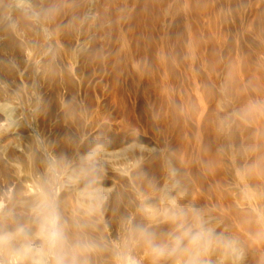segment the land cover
Instances as JSON below:
<instances>
[{"label": "bare ground", "instance_id": "bare-ground-1", "mask_svg": "<svg viewBox=\"0 0 264 264\" xmlns=\"http://www.w3.org/2000/svg\"><path fill=\"white\" fill-rule=\"evenodd\" d=\"M39 1V10H43L46 2ZM39 1L0 0V218L3 221L0 227L14 230L30 223L32 207L44 193L54 191L69 237L73 242L80 240L91 245L79 257L82 264L84 261L120 264L121 256L126 253L125 249H117L121 234L129 235L130 239L123 238L130 240V244L131 239L135 242V247L132 244L130 248L134 247L139 253L137 259L132 260L136 264H175L184 257L156 259L140 238L138 229L145 228L152 233L154 243H166L174 228L167 221V215L177 208L186 212L195 208L206 226L220 237L219 243L203 256L207 264H217L218 255L225 258V262L229 259L231 253L228 256L224 246L225 257L220 253L221 244L229 235L237 245V248L231 246L236 248L231 258L235 257L239 264H264V57L255 61L254 41L247 33H256L260 37L258 41L264 40V0H227L229 11L236 16L241 13L247 30L243 72L252 93L246 90L242 93L238 87L241 93L237 95L233 93L236 88H232L233 96L214 98L212 86L201 84L207 92V96L203 95L205 101L200 98L202 95L181 97V92L176 98L171 94L168 97L165 95L168 90L157 99L150 97L149 91L155 87L151 84L157 80L152 78L151 83V78V82L144 78L142 82L141 77L149 69L152 73V68L156 67L153 64H158L171 81L178 80L176 69L166 63V54H171L173 59L177 56L178 50L175 52L171 45L167 49L161 46L162 40H158L162 48L155 47V57L160 61L157 63L154 58L147 59L154 52L150 44V49L146 50L148 39H144L146 49L137 47L136 34L137 43L134 42L132 49L120 46V49H106L114 45L116 36L110 44L105 42L109 44L106 50L100 44L95 46V35L71 41L69 35L66 37L68 33H58L62 18L57 25L53 17L55 9L53 15L51 8L46 9L43 17L49 24L42 23V17L40 20L35 12ZM196 1L181 0L180 11L174 9L175 13L183 18L199 16ZM78 2L74 4L76 17L84 23L94 18L102 5L101 0ZM137 16H127L135 21L133 29L138 24ZM162 25L159 32L164 29ZM123 26V35H128L123 32L127 26ZM117 30L112 29V34ZM19 31L28 37L35 33L36 45L30 46L34 39L29 38L34 35L28 38L31 42L27 40L24 44L21 41L24 35ZM165 41L164 44H169ZM260 43L264 51V41ZM214 55L209 52L208 61L209 57L211 61L214 57L217 59ZM235 68L231 64L222 68V73L236 85ZM167 82L165 88L169 89ZM227 103L231 109H226ZM155 105L163 113L156 109L160 116L155 118L154 125ZM177 105H181L180 114ZM134 133L140 135L133 137ZM97 137L102 140L99 138L97 142L94 139ZM232 239L230 242H234ZM231 258L229 262L233 261ZM19 259L10 251H0L3 264H15ZM222 260L219 263H223Z\"/></svg>", "mask_w": 264, "mask_h": 264}, {"label": "rangeland", "instance_id": "rangeland-1", "mask_svg": "<svg viewBox=\"0 0 264 264\" xmlns=\"http://www.w3.org/2000/svg\"><path fill=\"white\" fill-rule=\"evenodd\" d=\"M39 1V0H38ZM43 1V3H45L44 4V9L42 10V9H40V10H42V11H40L39 10V8H40V1L39 2H37V5H36V8H35V12H37L38 13V15H39V17H40V20H41V17H42V21H40V22H42L43 24H44V22H46V17L44 18L43 17V15H44V13L46 14V9L48 8V9H50L51 10V15H53L55 12L54 11H56V13L54 14V15H58V17H55L54 15H53V17H54V20H55V22H56V24L58 25L59 23L57 22V21H60L59 19H63V21H62V19H61V23L58 25V33L60 32L61 34H62V32H64L63 34L64 35H66V33H68L67 35H66V37L68 38V35H69V38L68 39H70L71 41H73V40H77L76 38H81V37H84V35H85V37L87 36V35H89V36H87V38H89V37H91L92 35L94 36V41H93V43L95 44V46H97L96 44H100L101 45V47H103V49H105L112 41H110V40H113L114 38H115V36H116V39H114L113 40V42L112 43H114V45L113 44H110L106 49H108V50H113V47L115 48L116 47V49H117V47L118 46H120V48H127V49H130L131 47L133 48V47H135V45H136V43H137V38L136 37H138V44H137V47L138 46H143V48L144 49H146L145 48V46H146V44H147V49L146 50H149L150 49V45H151V49H152V51H156L155 49V47H158L157 48V50H159V49H161L160 48V45L158 44L159 43V41L158 40H162V43L160 42V44H161V46H163V47H165V48H169V46L171 47V49H175L174 51L176 52V50H178L177 51V56L175 57L174 56V59H173V56H170L171 54H169V56H167L168 54H166V60H167V62L165 61V59H164V61L170 66V65H172L173 67L172 68H174V70L176 69V74H177V76H178V80H176L175 82L173 81H171V79H170V77L168 76H166V75H163V71H160L161 70V68L158 66V64L156 65V63L155 64H153V65H155L154 67L155 68H157V66H158V68H160L159 69V71H158V68H157V70L155 69V68H152L151 66H149V68L151 67L152 68V73H149L148 71L150 70L149 68V70L147 71V70H145V71H147L146 72V74H145V71L143 72V74H145L144 75V77H141V80H142V82H144V78L145 79H147L149 82H151V83H153L154 82V80L156 81H158V80H160V81H162V82H160V81H156V82H154V83H156V84H151L154 88H152L151 87V91H149V95H150V97H154L155 98V96H156V99H157V97L159 98V97H161V96H163V93L165 94L166 92L165 91H167L168 90V92L165 94V95H168V97L170 96L171 97V95H175L174 97L176 98L177 96H180L181 95V93L183 94V95H181V97H185V95H188V96H191V97H199L200 95H202L200 98H203V100H204V98L205 97H203V95L204 96H207V92H205L206 90H204L203 89V86L201 85V84H203V85H207L208 87H209V85L210 86H212L211 87V90H212V92H213V95L215 96L214 98H217V96L219 97H221V98H225L226 96H233L232 94L233 93H236V95H237V92H238V94L239 93H243V91H244V93L246 92V91H248L247 93H249L251 90L249 89L250 87H248L247 85L248 84H246L247 83V81L245 80V78H244V72H243V51H245L246 50V38H247V33L250 35V39H251V41L253 42V44H254V49L255 50H252L253 52H254V56H255V61L256 60H259V59H261L262 57H264V51H262L261 50V47L262 46H260V45H262V43H260V42H262V41H264V40H259L258 41V38H260L259 36H258V34H256V33H254L253 34V32H247V30L245 29V26H244V23H243V18L241 17L242 15H241V13L239 12L238 13V15L236 16V15H233L232 13H231V11H229L230 9H229V2L227 1V0H197L196 2L198 3L197 4V7H198V9H200L199 11L201 12H198L199 13V16L197 15V17H196V15L195 16H193V18L191 17V18H188V17H186L185 18V16H184V18L183 17H181L182 15H179V13H175V11L176 10H179L180 11V6L178 5V4H182V3H180L181 2V0L180 1H178V0H127V2L125 1V0H101V2H102V5H100V10H97V12H96V16L94 17V18H92V19H90L88 22H86V23H84V21L82 22V20H80V18L79 19H77L78 17H76V12H77V7L75 6L77 3H79L78 1L79 0H77V1H75L74 0V2H73V0H42ZM45 1V2H44ZM55 1V2H54ZM62 1V2H61ZM81 1V0H80ZM110 1V2H109ZM179 3H178V2ZM50 2H52V3H50ZM61 2V3H60ZM66 2H68L67 4H69V2H70V4H72V5H66ZM75 2H77L76 4H75ZM182 2H183V0H182ZM217 2V3H216ZM60 3V4H59ZM218 3H220V4H218ZM61 6H59V5ZM62 4V5H61ZM75 4V5H74ZM105 4V5H104ZM218 4V5H217ZM226 4V5H225ZM50 5V6H49ZM57 5H58V7H57ZM107 5V6H106ZM114 5V6H113ZM39 6V7H38ZM48 6V7H47ZM52 6V7H51ZM65 6V7H64ZM67 6L69 7V9H67ZM113 6V7H112ZM178 7V8H175V7ZM228 6V7H227ZM70 7H72L71 9H70ZM171 7V8H170ZM57 8V9H56ZM60 8V9H59ZM104 8V9H103ZM166 8H168L167 10V12L165 11L166 10ZM202 8L204 9L205 8V10H202ZM218 8V9H217ZM55 9V10H54ZM74 9V10H73ZM75 9H76V11H75ZM108 9V10H107ZM174 9H175V11H174ZM38 10V11H37ZM54 10V11H53ZM58 10V11H57ZM65 10H67V12L65 11ZM73 10V11H72ZM103 10H105V11H103ZM108 12H107V11ZM44 11V12H43ZM59 11H61L59 14H58V12ZM75 11V12H74ZM169 11H170V13H169ZM203 11V12H202ZM228 11V12H227ZM43 12V13H42ZM66 12V13H65ZM71 12V13H70ZM99 12H100V15H99ZM174 12V13H173ZM62 13V14H61ZM64 13V14H63ZM98 13V14H97ZM102 13V14H101ZM132 13V15H130ZM129 14V15H128ZM139 15V18H138V16L137 15ZM50 15V16H51ZM61 17H60V16ZM123 15V16H122ZM137 16V18H138V20L135 18V20H137L136 22H138V24L136 23V25H135V27H138L137 25H139L140 23L139 22H141V24L140 25H142V27L139 25V27L138 28H136V32H141V33H136L135 32V27H134V29H133V26H134V24H135V21L133 20H131V19H128L127 18V16L130 18H133V17H136ZM179 15V16H178ZM231 15V17H229ZM64 16V17H63ZM102 16V17H101ZM124 16H126L125 17V19H124ZM38 17V18H39ZM122 17H123V20H122ZM143 17V19H141ZM195 17V18H194ZM234 19H233V18ZM116 18H118V22H116ZM231 18V19H230ZM58 19V20H57ZM110 21V22H112L111 24H112V26H111V24H110V22L108 21V20ZM178 19V20H177ZM233 19V20H232ZM93 20V21H92ZM104 20H106V21H104ZM113 20H114V22L116 23H114L113 22ZM129 20H130V23H129ZM140 20H143V21H140ZM163 20V21H162ZM172 20V21H171ZM81 21V22H80ZM120 21H123V22H120ZM131 21H132V23H131ZM146 21V22H145ZM162 21V22H161ZM234 21V22H233ZM48 22V24H49V21H47ZM47 22L45 23L46 25H47ZM124 22H126L125 24H128V25H125L124 24V26H123V23ZM160 22H161V24L163 23L164 25H162V27H161V29H163V27H164V31L163 30H160V32L161 33H163V35L159 32V26H161V24H160ZM233 22V23H232ZM236 22H238V23H236ZM108 23L110 24V25H108ZM113 23H114V25H113ZM120 23V26L118 25V24ZM122 23V24H121ZM145 24H148V26L147 25H145ZM234 24V27L232 26ZM61 25V26H60ZM100 25V26H99ZM116 25V27L115 28H113L114 26ZM145 25V27H143ZM241 25V26H240ZM103 26V27H102ZM125 27V26H127L126 28H124L123 29V32L125 33V32H127V34L129 35V36H132V39H127V37H129L128 35H123V33H122V28L121 27ZM132 26V27H131ZM165 26H166V28H165ZM62 27H63V29H62ZM101 27V28H100ZM110 27H112L111 28V31H110ZM118 27V28H117ZM173 27H175V28H173ZM59 28L61 29V30H63V31H59ZM121 28V29H120ZM132 28V29H131ZM140 28V29H139ZM236 28V29H235ZM243 28V29H242ZM99 29H100V31H99ZM107 29V30H106ZM112 29H114V30H119V32H117V31H115V34H112V33H114V31H112ZM126 29V31H124ZM129 29H131V31L130 32H128V30ZM140 30V31H137V30ZM106 30V31H105ZM134 30V31H133ZM107 31H109V32H107ZM178 31V32H177ZM19 32H22V31H19ZM132 32L134 33V34H132ZM247 32V33H246ZM32 33V32H31ZM34 33V32H33ZM59 33V34H60ZM93 33V34H92ZM105 33V34H104ZM107 33V34H106ZM108 33H111V34H109L108 35ZM117 33V34H116ZM122 33V34H121ZM177 33H178V35H177ZM245 33V34H244ZM252 33V34H251ZM17 34H18V36H19V34H20V36H21V33H18L17 32ZM28 34V33H27ZM131 34V35H130ZM136 34V35H135ZM138 34V35H137ZM143 34H145V35H143ZM147 34V35H146ZM162 36H161V35ZM24 35V37H23V39L21 38L22 36ZM29 35V37H30V35L31 34H28ZM34 35V36H33ZM110 35H111V37H110ZM113 35H114V37H113ZM122 37H121V36ZM136 37H135V36ZM175 35V36H174ZM254 35V36H253ZM19 36V38L20 39H22L21 41L22 42H24V44L25 43H28V41H30L31 39H34V40H31L30 42H31V44H30V42H29V44H30V46H33V45H36V43L38 42V39H36L37 37H35L36 35H35V33L34 34H32L31 36H33V38L32 37H28V36H26L25 34H23V32H22V36L20 37ZM92 36V37H93ZM103 36V37H102ZM117 36H118V38H117ZM125 36V37H124ZM127 36V37H126ZM145 36V37H144ZM161 36V38H159ZM163 36L165 37V38H163ZM172 36V37H171ZM178 38H177V37ZM191 36H193V37H191ZM195 36L197 37V40L199 39V41H201V43L199 42V41H197V40H195L194 38H195ZM257 36V37H256ZM25 37H27V39L25 38ZM98 37V40L100 41V42H102V44L97 40V41H95L96 40V38ZM107 37H109V38H111V39H104V38H107ZM113 37V38H112ZM121 37V38H120ZM143 38V40H142V38ZM177 39H176V38ZM254 37H256V39L254 40ZM24 38H25V40L26 41H23L24 40ZM30 40H29V39ZM123 38V39H122ZM134 38H136V40L134 39ZM191 38H193V39H191ZM104 39V40H103ZM117 39H119V40H117ZM124 39H126V41L124 40ZM134 39V40H133ZM147 40L146 41V44H145V40ZM163 39H165L167 42H169V44H167V43H165L166 45H168V46H166L165 44H164V41L165 40H163ZM176 39V40H175ZM244 39V40H243ZM28 40V41H27ZM36 40V41H35ZM106 40V41H105ZM125 41V43L124 44H121V43H123L124 41ZM127 40H129V41H127ZM131 40H133V43L132 42H130ZM139 40H142L143 41V43L141 44V42L142 41H140L139 42ZM193 40V41H192ZM165 41V42H166ZM95 42H98V43H95ZM108 42L109 44H106V43ZM116 42V43H115ZM130 42V45H131V43L133 44V46L131 45H129L128 47H127V44ZM134 42H136L135 44H134ZM149 42V43H148ZM195 42V43H194ZM260 44H259V43ZM105 43V44H104ZM140 43V44H139ZM258 43V44H257ZM104 44V45H103ZM126 44V45H125ZM145 44V45H144ZM148 44H150L149 45V47H148ZM156 44H158V45H156ZM26 45H28V44H26ZM99 45V46H100ZM113 45V46H112ZM116 45V46H115ZM121 45H125V46H121ZM198 45H200V46H198ZM257 47H256V46ZM29 46V45H28ZM202 46V47H201ZM110 47H111V49H110ZM130 47V48H129ZM154 48V50H153V48ZM198 47H200V48H198ZM260 48V51H262V54L261 53H259L260 51H259V48ZM119 48V47H118ZM119 48V49H120ZM131 48V49H132ZM138 48H140V47H138ZM202 48V50H198V49H201ZM105 49V50H106ZM257 49H258V51H257ZM151 51V52H152ZM153 52V53H154ZM179 52V53H178ZM209 52H213L215 55H216V58L219 60H217V59H215V57H214V59L218 62H216V64H214L215 63V61H214V59H212V61H214V62H212L211 61V59H210V57H209V61H208V57H206V56H209ZM256 52V53H255ZM153 53L150 55V56H152V57H150V56H148V58L147 59H152V58H154V59H152V60H156L155 62H157V63H159L158 61H157V59H158V57H155V54L157 53V52H155L154 53V57H153ZM202 53V54H201ZM259 54V55H258ZM200 55H202V57L204 56V58H202ZM214 55V56H215ZM257 56V57H256ZM170 57H172V58H170ZM178 57V58H177ZM175 59H177L176 61H174ZM159 60V59H158ZM173 61V62H172ZM238 61V62H237ZM149 62H150V60H149ZM209 62H211V64H213V65H211ZM219 62H220V65L222 66H220L219 65ZM222 62V63H221ZM152 61H151V65H152ZM236 63H238V64H236ZM176 64V65H175ZM217 64L219 65V67L217 66ZM227 64V65H226ZM231 64H233L234 65V67H236L235 68V73L237 74H235V76H237V77H235L236 79H235V82L238 84H232V82H234V80L233 81H230L228 78L229 77H227V76H225V75H223V73H222V71H223V69L222 68H224L225 69V67L226 66H228L229 67V65H231ZM152 65V66H153ZM192 65V66H191ZM212 66L214 67V69L212 68ZM219 68V70L217 69V67ZM176 67V68H175ZM221 67V68H220ZM194 70H192V69ZM218 71H217V70ZM216 70V71H215ZM221 71V72H220ZM151 72V71H150ZM158 74H157V73ZM163 72V73H162ZM153 73H155V75L153 74ZM162 73V74H161ZM142 74V75H143ZM148 74V75H147ZM152 74V75H151ZM221 75V76H220ZM239 75V76H238ZM149 76H151V77H149ZM154 76V77H153ZM164 76V77H163ZM166 76V77H165ZM225 76V77H224ZM100 77V76H99ZM99 77H98V81L100 80L99 79ZM148 77H149V79H148ZM180 77V78H179ZM152 80H151V79ZM224 78L226 79V80H224ZM243 78V79H242ZM169 81H168V80ZM96 79L94 80L95 82L97 81ZM151 80V81H150ZM192 80V81H191ZM204 80V81H203ZM206 80V81H205ZM220 80V81H219ZM237 80H239V81H237ZM97 81V82H98ZM168 81V82H167ZM200 81V82H199ZM225 81V82H224ZM227 81H230L231 83H229V84H232V85H235V86H232L231 85V87H230V85L227 83ZM245 81V82H244ZM167 82V87H169V89H166L165 87H166V83ZM173 83V85H172V83ZM215 82V83H214ZM169 83V84H168ZM179 83H181V84H179ZM208 83V84H207ZM224 83H226V84H228L229 85V87H228V85H225ZM164 84V85H163ZM174 84H175V86H174ZM163 85V86H162ZM171 85V86H170ZM195 85V86H194ZM226 87H224V86ZM237 86V87H236ZM252 86H254V85H252ZM163 87L165 88V89H163ZM238 87L239 88H241L242 89V91L240 92V89L239 90H237L238 89ZM157 88V89H156ZM158 88H159V90H158ZM172 88H173V90H172ZM194 88V89H193ZM227 88H228V90H227ZM232 88H236V91H234L233 92V89ZM100 89V88H99ZM126 89V88H125ZM171 89V90H170ZM183 91H182V90ZM187 91H186V90ZM198 89V90H197ZM229 89H232V90H229ZM248 89V90H247ZM170 90V91H169ZM226 90V91H225ZM235 90V89H234ZM246 90V91H245ZM161 91V92H160ZM218 91V92H217ZM224 91V92H223ZM228 91V92H227ZM233 93H232V92ZM124 92V91H123ZM127 92V91H126ZM159 92V93H158ZM170 92V93H169ZM181 92V93H180ZM185 92V93H184ZM192 92V93H191ZM201 92V93H200ZM229 92H230V94H229ZM178 93V94H177ZM191 93V94H190ZM218 93V94H217ZM232 93V94H231ZM252 92H250V94H251ZM153 94V95H152ZM171 94V95H170ZM190 94V95H189ZM216 94V95H215ZM195 95V96H194ZM223 95V96H222ZM235 95V94H234ZM226 99V98H225ZM205 101V100H204ZM227 105L228 106H226V109H227V107H230V108H228V109H231V106H230V104L229 103H227ZM156 106V108H154ZM153 108L156 110H159V108H158V106L157 105H155ZM179 107H180V109H179ZM181 110V105H177V110ZM227 109V110H228ZM154 110V111H155ZM155 111V112H152L153 113V117H152V124H154L155 125V118H157V117H159L160 116V114L158 113V111ZM161 110V109H160ZM159 110V111H160ZM177 111V113H179L180 111ZM153 111V110H152ZM163 110H161L160 112L161 113H163L162 112ZM229 112V111H228ZM227 112V114H229ZM154 113H156V114H154ZM158 113V114H157ZM180 114V113H179ZM156 115H158V116H156ZM154 122V123H153ZM160 127V126H159ZM133 135V137H138L140 134H138V133H134V134H132ZM99 138L100 137H97V138H94L97 142H99ZM102 139L100 138V141H101ZM127 235L128 234H126L125 236L123 235V234H121V236L119 235V237H118V242H117V240L115 241V242H117L116 244H117V249L118 250H120V251H122L123 249H125L126 250V253L124 254V257L123 256H121V260H120V264H124L123 263V261H125V263L126 264H136L134 261H132V260H136L137 259V257L139 256V253H137V251L135 250V242L133 241V239H131L132 241H131V244H130V240H128L129 241V243H128V241H126L125 239H130V237H129V235H128V237H127ZM123 236H124V238H123ZM226 237H230V235L229 236H225V240L227 241V243H229V245L228 244H224V243H226L225 242V240H224V242H222V244H221V249H220V253L221 254H224V257H225V253H226V251L229 253H227V255L229 256L230 255V253H231V255L228 257V256H226V259H230L231 258V256H235V254H234V252H235V250H236V248H237V245L236 244H234L235 243V240H233L231 237L230 238H226ZM121 238V239H120ZM123 239V240H122ZM231 239H232V241H234V242H230L231 241ZM125 240V241H124ZM124 241V242H123ZM121 242L123 243V244H121ZM124 243H125V245H124ZM132 244H133V248L131 249L130 247H132ZM232 244V245H231ZM236 245V246H234V245ZM227 246V248H226V246ZM225 247V249H226V251L224 250V247ZM236 247V248H232V247ZM121 247V248H120ZM223 247V248H222ZM129 249V250H128ZM232 249V250H231ZM235 249V250H234ZM135 250V251H134ZM221 250H223L224 251V253H222V251ZM230 250H231V252H230ZM233 250H234V252H233ZM219 253V254H220ZM232 253H233V255H232ZM126 255V256H125ZM128 256H130L129 258H128ZM220 256L221 255H218V258L220 259V261L222 260V259H224V261H223V263L221 262V263H219L218 261L217 262H215V263H217V264H224V262H225V258H223L222 256H221V258H220ZM128 258V259H126V258ZM228 257V258H227ZM123 258H125V260L123 259ZM130 258H131V260H130ZM233 258V261H231V262H233V263H231V262H229V259L228 260H226V262L225 263H227V264H239L238 262H237V259L235 258V257H232ZM231 258V259H232ZM236 259V260H235ZM181 261V260H180ZM179 260L178 261H176V263L175 264H177V263H179L180 262ZM130 262H132V263H130ZM134 262V263H133ZM237 262V263H236ZM172 264H174V262L172 263Z\"/></svg>", "mask_w": 264, "mask_h": 264}, {"label": "clouds", "instance_id": "clouds-1", "mask_svg": "<svg viewBox=\"0 0 264 264\" xmlns=\"http://www.w3.org/2000/svg\"><path fill=\"white\" fill-rule=\"evenodd\" d=\"M166 219L174 225L166 243H154L152 233L145 228L138 229L140 238L148 244L154 257H184L180 264H207L203 256L219 243L220 237L206 226L199 211L192 208L186 212L177 208ZM2 222L0 218V224ZM90 248V244L80 240L73 242L69 237L54 191L44 193L38 199L31 209L30 223L14 230L0 227V251H10L20 257L15 264H82L79 257Z\"/></svg>", "mask_w": 264, "mask_h": 264}]
</instances>
